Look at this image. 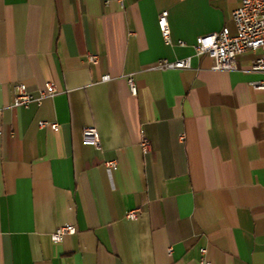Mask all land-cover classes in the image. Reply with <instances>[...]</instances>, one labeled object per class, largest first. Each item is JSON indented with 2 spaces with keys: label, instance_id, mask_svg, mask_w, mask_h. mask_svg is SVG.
<instances>
[{
  "label": "crops",
  "instance_id": "obj_1",
  "mask_svg": "<svg viewBox=\"0 0 264 264\" xmlns=\"http://www.w3.org/2000/svg\"><path fill=\"white\" fill-rule=\"evenodd\" d=\"M239 2L0 0V264H264L258 52L214 70L193 48L235 34ZM186 57L187 69L154 68ZM18 82L56 94L13 107ZM65 225L75 233L53 242Z\"/></svg>",
  "mask_w": 264,
  "mask_h": 264
},
{
  "label": "built area",
  "instance_id": "obj_2",
  "mask_svg": "<svg viewBox=\"0 0 264 264\" xmlns=\"http://www.w3.org/2000/svg\"><path fill=\"white\" fill-rule=\"evenodd\" d=\"M231 18L235 26V34H230L228 28L223 27L220 31L200 35L193 45L195 54L210 57L213 61L211 68L214 70H232L235 68L237 56L248 51H257L258 55L254 58L250 68L252 71L264 73V0H240L239 6L232 11ZM157 25L164 42L171 44L167 11L163 10L159 13ZM179 44L183 45L184 42L179 41ZM90 58L96 60L97 56L91 55ZM189 67V57L173 61L159 59L154 66L159 70H183ZM109 78V75L105 74L101 79L106 81ZM128 85L130 92L135 95L136 87L131 77L128 78ZM253 86L264 89V81L255 82ZM55 94V86L51 83H46L44 88L38 90L37 94L34 95L27 90L25 84L18 82L13 86L12 106H27L32 102L39 104L42 99L52 97ZM38 125L39 127L48 126L51 129L58 127L56 122L47 121H39ZM183 137V134L180 135L181 139ZM82 141L84 144L97 146L99 140L96 129L91 126L83 128ZM140 145L144 151L148 150L149 144L146 139L142 140ZM105 167L115 168L116 161L105 162ZM138 212V209L129 210L126 213V218L135 219ZM75 231L73 225L60 226L51 233L50 238L53 242H59L64 235L74 234ZM204 252L205 250L201 249V253L204 254ZM201 263L210 264L203 258Z\"/></svg>",
  "mask_w": 264,
  "mask_h": 264
}]
</instances>
